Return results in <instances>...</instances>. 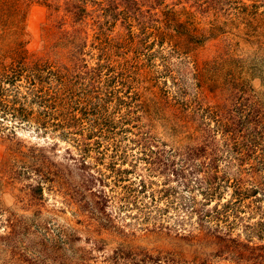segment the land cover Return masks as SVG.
<instances>
[{"label": "rangeland", "instance_id": "obj_1", "mask_svg": "<svg viewBox=\"0 0 264 264\" xmlns=\"http://www.w3.org/2000/svg\"><path fill=\"white\" fill-rule=\"evenodd\" d=\"M10 3L0 264H236L218 238L264 245V0H85L78 20L75 0ZM202 146L194 165L213 149L231 183L241 164L246 198L201 201L180 163Z\"/></svg>", "mask_w": 264, "mask_h": 264}, {"label": "trees", "instance_id": "obj_2", "mask_svg": "<svg viewBox=\"0 0 264 264\" xmlns=\"http://www.w3.org/2000/svg\"><path fill=\"white\" fill-rule=\"evenodd\" d=\"M75 1L77 3H75V6L74 7L72 6L70 9L73 10L71 14H73L74 17H78L77 18L78 20L80 19V17L82 18L83 15L85 14V0H75ZM9 7H11V8H7L9 16H12L15 14L14 16H12V18H14L17 15H19L20 13L19 0H11ZM120 15H122L123 17H126L128 13L126 16H124L123 11H122ZM125 20L128 21V18L126 17ZM12 25H13V22H9L8 27H12ZM12 54H16V52L12 51ZM3 57H5L4 54H3ZM19 78H20V75L17 72L11 71L9 73V71L5 70L4 68H3L2 74H0V112H1L2 118H6V117L16 118L17 116L20 115V113L18 112H21V110L20 109L17 110L15 103L8 99L9 94H8L7 89H5V86L7 83L9 82L13 83L14 81H16V79H19ZM194 153H196L197 155L196 158L200 155L204 156V154L208 153V148L206 149V146H202L196 150L195 148L187 149V153L185 157H183V162L185 164L184 163H180V164L182 165L181 166L182 168L188 167L186 171H188V174H190V178L192 177V179L190 180H194V174L198 176V179L196 181L200 182L201 195L203 197L201 201L205 202L206 200L213 199V198L219 200L221 196V190L223 189V187H225L224 185L227 183H228V187L230 188L232 187V189L235 190L234 196H237L239 198V201L246 198L247 194L245 193L247 192V190H245L244 186L247 183V181L246 182L244 181L243 174L245 170L241 169L242 168L241 164L237 165L238 168L236 171V173L240 177L237 180H233L231 183H229V179L226 180L227 178H225L226 173L220 170V165H219L220 156L217 154L216 151H214L213 149L209 151L210 160H208L207 162L204 161L202 164H199L198 166L194 165V159H196ZM176 155L178 154H170L169 158L175 157ZM180 155L182 156V154ZM189 162L190 164L187 166L186 163H189ZM168 166H173V165H168ZM182 168H181V171L183 172L184 168L183 169ZM172 174L176 176L178 175L177 172L175 171L174 172L172 171ZM220 174L223 176H220ZM248 185L251 189L252 188L254 189L251 192L252 194H257L259 185L263 186L261 191L264 192L263 183H255V180H254V181H249ZM194 201H195V198H194ZM236 203L238 202L236 201ZM222 208H225V206L224 205L221 206V209ZM226 209L227 208H225V210L222 211V214H221L222 221L221 222L223 223L225 222L224 227H226V229L229 231V229H232L233 228L232 226H234L235 224H233L232 222H228L226 224L227 219H229L232 216L233 221H235L237 217H235L234 214L232 213V215H230L229 218H226V220H224L223 217H227V215L225 214L227 212ZM192 211L196 212L195 209L194 210L192 209ZM214 211L217 213L218 209L216 208ZM240 222L241 221H239V223ZM217 228L219 227H216V229ZM245 228L248 229L249 226ZM260 230L262 233H264V219L262 220L261 224L260 225L258 224L257 226L256 231H260ZM218 239H221V240L227 239L226 241H220V244L224 243L223 245L224 247L226 244L227 249L231 248L230 253L232 255H235L238 259L236 264H264V245L252 246V244L250 243V240L246 241V243H241L238 240L230 239V235L227 238H224V239L218 238Z\"/></svg>", "mask_w": 264, "mask_h": 264}]
</instances>
